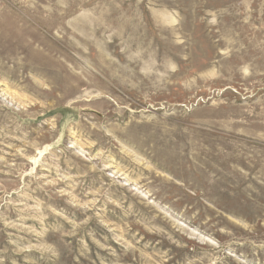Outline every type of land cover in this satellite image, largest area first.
<instances>
[{
	"label": "rangeland",
	"instance_id": "obj_1",
	"mask_svg": "<svg viewBox=\"0 0 264 264\" xmlns=\"http://www.w3.org/2000/svg\"><path fill=\"white\" fill-rule=\"evenodd\" d=\"M0 264H264V0H0Z\"/></svg>",
	"mask_w": 264,
	"mask_h": 264
}]
</instances>
